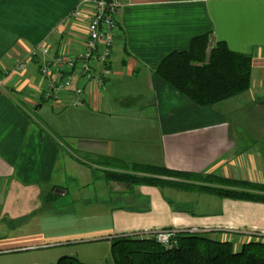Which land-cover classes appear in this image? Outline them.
Segmentation results:
<instances>
[{
    "label": "crops",
    "instance_id": "1",
    "mask_svg": "<svg viewBox=\"0 0 264 264\" xmlns=\"http://www.w3.org/2000/svg\"><path fill=\"white\" fill-rule=\"evenodd\" d=\"M123 2L110 73L99 88L86 84V105L78 107L66 97L44 100L42 54L23 75L14 65L41 46L84 49L87 19L72 15L80 0H0V253L33 248L56 264L69 256L107 260L119 237L157 229H198L222 241L264 233L263 203L116 177H156L134 170L143 166L264 184V122H243L264 116V0ZM211 35L253 57L252 85L199 108L156 70L172 52ZM46 105L76 109L84 135L67 130L60 140L34 117Z\"/></svg>",
    "mask_w": 264,
    "mask_h": 264
},
{
    "label": "trees",
    "instance_id": "2",
    "mask_svg": "<svg viewBox=\"0 0 264 264\" xmlns=\"http://www.w3.org/2000/svg\"><path fill=\"white\" fill-rule=\"evenodd\" d=\"M209 37H197L185 52H172L156 70L160 79L188 97L199 108H212L249 91L252 85L253 57L233 52L224 42L216 43L207 63ZM0 78L2 71L0 68ZM147 171L150 178L136 174L116 175L130 184L172 185L199 190L226 199L264 204V184L233 180L218 175L174 171L168 168L134 167ZM159 177L182 180L167 182ZM115 176L113 178H116ZM199 183V184H198ZM233 240H217L207 234H181L179 245L166 248L154 238L119 237L112 244L113 264H264V241L252 239L237 249ZM56 264H86L69 256Z\"/></svg>",
    "mask_w": 264,
    "mask_h": 264
},
{
    "label": "built area",
    "instance_id": "3",
    "mask_svg": "<svg viewBox=\"0 0 264 264\" xmlns=\"http://www.w3.org/2000/svg\"><path fill=\"white\" fill-rule=\"evenodd\" d=\"M81 7L72 15L75 19H87V40L84 49L79 51H52L49 45L37 48L31 56L17 57L15 59V73L23 75L28 70L32 58L42 54L40 66V79L43 82V98L46 101H61L65 97L78 107L86 105L87 83L94 87H101L105 83L106 75L110 73V62L113 57L116 36L119 31L118 17L124 5L123 0H80ZM110 6V11L108 7ZM89 8V11H86ZM2 85V82H0ZM202 233L193 229L180 231L175 228L157 229L137 234L132 237L144 239L154 238L162 246L176 247L179 245L182 233ZM252 237L250 240L264 241V233L243 232ZM242 233V234H243ZM129 236V237H131Z\"/></svg>",
    "mask_w": 264,
    "mask_h": 264
},
{
    "label": "rangeland",
    "instance_id": "4",
    "mask_svg": "<svg viewBox=\"0 0 264 264\" xmlns=\"http://www.w3.org/2000/svg\"><path fill=\"white\" fill-rule=\"evenodd\" d=\"M47 107H49V106L46 105L43 112L34 113V117L45 128L49 129L50 131H51V129H53L54 132L58 135L60 140H62L63 142L64 141L66 142L64 136H65V132L67 130L70 131V135H72V136L73 135H76V136H83L84 135V130L82 129L81 125H82L83 120H84L83 123L85 122V119L82 118L78 114L77 111H76L77 113L75 112L76 109L75 110H62L59 112V111H49L47 109ZM91 118L96 120V117H94V116H89V119H91ZM90 122H92V121H90ZM243 122H245V123H263L264 122V116H263V119H256V118H250L249 119L247 117H244ZM72 123H74V124H72ZM75 123H79V125H77ZM240 123H242V119H241ZM234 125H235V123H234ZM95 133L97 134V132H95ZM111 165L112 166H115V165L118 166L119 164L115 163V164H111ZM167 178H169V177H167ZM169 179H172V178H169ZM173 180H175L174 182L177 181L176 179H173ZM178 181L181 183L184 182L182 180H178ZM179 188H182V187H179ZM179 188L177 187V189H179ZM197 191L202 192L199 190H197ZM68 201H70V200H68ZM197 209L199 212H202L204 214L209 212L208 209L203 208L201 206L198 207ZM188 231H190V230H188ZM246 232H248V231H246ZM249 233H252V232H249ZM182 234H185V232ZM188 234H193V233H188ZM240 236L241 237H237L235 239H232L233 241L236 242L237 249L241 248L244 245V243H247L250 241V239L247 238L250 235L244 233L243 235H240ZM49 258H50V256H49L47 251L42 252V251H38V249L31 248L30 250H24V251L19 250V252L0 253V264H30V263L35 262V261L40 262L39 264H48ZM82 262H84L86 264H113V259H112V255H110V257L107 258V260H100V258H98V260L82 261Z\"/></svg>",
    "mask_w": 264,
    "mask_h": 264
},
{
    "label": "water",
    "instance_id": "5",
    "mask_svg": "<svg viewBox=\"0 0 264 264\" xmlns=\"http://www.w3.org/2000/svg\"><path fill=\"white\" fill-rule=\"evenodd\" d=\"M104 1L111 3V0H104ZM108 11H110V6L108 7ZM214 45H215V37L213 35H211L209 37V44H208L209 48L207 50V57H206L207 63H210L211 55H212L213 49L215 47Z\"/></svg>",
    "mask_w": 264,
    "mask_h": 264
}]
</instances>
